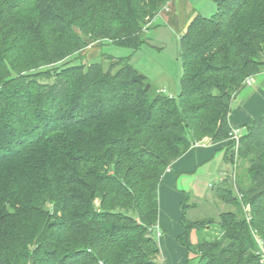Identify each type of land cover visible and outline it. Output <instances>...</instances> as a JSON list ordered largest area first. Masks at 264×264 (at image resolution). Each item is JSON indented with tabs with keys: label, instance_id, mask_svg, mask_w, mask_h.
Listing matches in <instances>:
<instances>
[{
	"label": "trees",
	"instance_id": "obj_1",
	"mask_svg": "<svg viewBox=\"0 0 264 264\" xmlns=\"http://www.w3.org/2000/svg\"><path fill=\"white\" fill-rule=\"evenodd\" d=\"M170 1L0 0V264H158L162 178L204 139L230 142L213 197L234 210L192 220L182 201L178 241L199 264H262L264 115L238 148L229 115L264 71V0H213L188 22L177 97L132 54L80 55L88 40L137 52Z\"/></svg>",
	"mask_w": 264,
	"mask_h": 264
},
{
	"label": "rangeland",
	"instance_id": "obj_2",
	"mask_svg": "<svg viewBox=\"0 0 264 264\" xmlns=\"http://www.w3.org/2000/svg\"><path fill=\"white\" fill-rule=\"evenodd\" d=\"M194 1L200 4V13L207 17L212 16L217 10V6L213 0ZM145 39L146 43L135 54L131 48L119 46L109 41L98 42L88 40L89 45L80 55L84 57L83 61L90 62L93 59L101 60L98 57L102 54L114 57H125L134 54L131 63L149 78L153 84V88L165 90L166 94L177 97L181 89L180 77L182 74L180 35L178 36L160 20V22L150 26L146 30ZM81 56L80 59L76 57L71 58V63H81ZM107 61L105 59V62ZM65 64L66 62L64 61L50 67L58 68ZM219 153L214 159L198 166L192 172L178 176L177 181H174L183 194L182 201L186 205L188 217L192 220L211 218L214 221H218L220 213L231 209L234 210V207L230 204L223 203L221 200L213 197V184L231 172L229 170L222 172L226 163L224 154ZM227 167H230V165ZM169 210L170 208H167V211ZM217 231V227L214 226L211 231L212 235L215 236L218 233ZM190 236L192 242L195 243L197 240L196 231L192 230ZM154 239L159 244L157 232L154 234ZM183 251L184 254L188 255L185 257L184 264H199L194 252L189 253L185 247H183ZM162 254L164 255V253ZM168 261L169 264L175 262H172L171 258ZM157 263L162 264L158 258Z\"/></svg>",
	"mask_w": 264,
	"mask_h": 264
},
{
	"label": "crops",
	"instance_id": "obj_3",
	"mask_svg": "<svg viewBox=\"0 0 264 264\" xmlns=\"http://www.w3.org/2000/svg\"><path fill=\"white\" fill-rule=\"evenodd\" d=\"M199 6L200 4L194 0H172L155 17L150 26L161 20L165 26L169 27L178 36L180 35L181 39V35L188 22L196 14L201 12L199 11ZM262 115H264V71L253 76L251 85L244 83L241 89L235 94L232 101L229 122L232 128H241L243 130L242 132H244V126L246 124ZM229 143V141H225L215 144L209 139H204V142L200 146L191 147L187 153L176 160L165 172L159 188V219L154 227V234L155 232H157V235L158 232L161 233L158 235L159 247L161 249L158 257L160 263L169 264L168 259L170 260L171 258L172 262L175 261L172 264H184L185 257L188 256L184 254V246L178 241L179 235L184 231L181 223L183 194L174 181H177L178 176L192 172L198 166L214 159L219 152V154L223 153L225 158L226 146ZM226 165L222 169V172L228 169V165ZM167 208H170V210L167 211Z\"/></svg>",
	"mask_w": 264,
	"mask_h": 264
},
{
	"label": "built area",
	"instance_id": "obj_4",
	"mask_svg": "<svg viewBox=\"0 0 264 264\" xmlns=\"http://www.w3.org/2000/svg\"><path fill=\"white\" fill-rule=\"evenodd\" d=\"M253 82V76H250L248 77L246 80H245V83L246 84H249L251 85ZM165 91V90H163ZM243 130L241 128H232V130L230 131V134H229V139L230 141H233L235 144H236V148H238V145L240 143V139L243 135ZM204 142V140H201V141H198V142H195L193 144L194 147L196 146H200L202 143ZM161 233L158 232V235H160ZM259 243H260V246H261V262L262 264H264V247H263V241L259 240Z\"/></svg>",
	"mask_w": 264,
	"mask_h": 264
},
{
	"label": "water",
	"instance_id": "obj_5",
	"mask_svg": "<svg viewBox=\"0 0 264 264\" xmlns=\"http://www.w3.org/2000/svg\"><path fill=\"white\" fill-rule=\"evenodd\" d=\"M150 85H147V89H149Z\"/></svg>",
	"mask_w": 264,
	"mask_h": 264
}]
</instances>
